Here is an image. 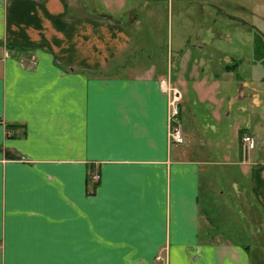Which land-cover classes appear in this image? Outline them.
<instances>
[{"label":"crops","instance_id":"obj_1","mask_svg":"<svg viewBox=\"0 0 264 264\" xmlns=\"http://www.w3.org/2000/svg\"><path fill=\"white\" fill-rule=\"evenodd\" d=\"M225 1L0 0V264H264V79L185 74L204 10L247 11Z\"/></svg>","mask_w":264,"mask_h":264},{"label":"rangeland","instance_id":"obj_2","mask_svg":"<svg viewBox=\"0 0 264 264\" xmlns=\"http://www.w3.org/2000/svg\"><path fill=\"white\" fill-rule=\"evenodd\" d=\"M200 1L202 0H189L190 13H195L194 7L196 5H199L198 3H200ZM226 1L225 4L227 3ZM240 2L241 5L245 7V1L240 0ZM246 7L247 11L233 13L240 16V19L246 17V24L243 23L244 20L240 21V19H236V21H230L228 23H225L224 20L218 21L216 17L218 13H216L215 9L209 7L207 11L204 10L205 14H203L202 18L203 21L208 22V24L200 26L194 24L193 26H190V30L193 29L195 30V32L192 34L189 31V49L191 51V55L189 56V67H185V74H188L189 70L196 71L197 67L200 71L210 70L213 69V67H218V69H220V67H225L226 64H229L231 60L240 58L243 59L244 62H246V64H243L242 67H252L251 72L249 71L247 75L253 77L255 80L254 82H258V80L264 79V0H247ZM208 18H216V21H213L216 23H210L212 20L209 22ZM198 28H200V30ZM207 28H209V30H207ZM199 34H204V37L206 39L204 41L199 40V42L197 43V40L195 39L196 35ZM226 36L229 37L225 41L223 37ZM243 37H247V39L244 40ZM198 44H201V46H198ZM212 44L216 45V49L220 50V54L217 55V50H215L214 47L211 46ZM163 46L164 47L161 49V52H158L157 54L159 63L161 62L164 64L163 68L165 70L166 68L178 69L179 67H174L173 63V61H175V56H173L172 59V66H167L166 47L165 45ZM250 48L252 49L251 53L249 52ZM211 53H213L214 56H212ZM200 56L202 57L199 59ZM194 63L198 65H194ZM163 81L161 82L163 83ZM170 83L172 84V82ZM170 83L169 85L171 86ZM247 91L250 90L247 89ZM250 92L252 93V91ZM260 96L261 98H264V92L260 93ZM249 110H251L250 107ZM249 110L247 108V112L243 114H240L239 111H237L236 119L239 122H244V116L246 114L249 115V118L251 119V116L255 114V111L253 112ZM221 113L223 112L221 111ZM232 133L234 134V130L232 131ZM172 143H174V140H172ZM248 152L249 155H255L258 153L257 149L255 148L249 150ZM258 216L259 215H254V222L258 221ZM259 233L260 232L254 233V237L258 240L259 238L257 237ZM258 262L259 264H263L261 262V259H258Z\"/></svg>","mask_w":264,"mask_h":264},{"label":"built area","instance_id":"obj_3","mask_svg":"<svg viewBox=\"0 0 264 264\" xmlns=\"http://www.w3.org/2000/svg\"><path fill=\"white\" fill-rule=\"evenodd\" d=\"M179 101H180V93L177 89H172V97L169 100V135L172 140L177 143L184 142V136L180 127V119H179ZM256 138L254 135L249 134L248 132H243L240 136V144L242 146V150L245 154L251 149H253L256 145ZM93 179H98V174L95 173ZM155 260L158 264H166V262H162V255L158 253L155 257Z\"/></svg>","mask_w":264,"mask_h":264},{"label":"trees","instance_id":"obj_4","mask_svg":"<svg viewBox=\"0 0 264 264\" xmlns=\"http://www.w3.org/2000/svg\"><path fill=\"white\" fill-rule=\"evenodd\" d=\"M263 62H264V60H263ZM5 125H6V128H8V129L11 128V127H19L18 125H11V124H5ZM243 130H244V129H240V134L243 132ZM8 157H12V155H9V154H8ZM92 176H93V173H92V174L90 173V177H89V178L93 179ZM96 184H97V182H94V183H93V189H92V190H94ZM92 190H91V192H92ZM92 193H93V192H92Z\"/></svg>","mask_w":264,"mask_h":264},{"label":"bare ground","instance_id":"obj_5","mask_svg":"<svg viewBox=\"0 0 264 264\" xmlns=\"http://www.w3.org/2000/svg\"><path fill=\"white\" fill-rule=\"evenodd\" d=\"M250 134V133H249ZM174 143H176V144H181V143H177V142H174ZM97 180V179H96Z\"/></svg>","mask_w":264,"mask_h":264}]
</instances>
